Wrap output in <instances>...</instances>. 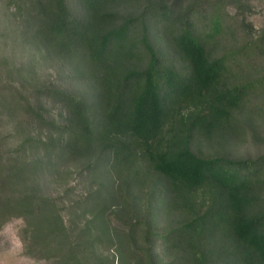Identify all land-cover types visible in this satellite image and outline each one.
Here are the masks:
<instances>
[{"label": "trees", "instance_id": "1", "mask_svg": "<svg viewBox=\"0 0 264 264\" xmlns=\"http://www.w3.org/2000/svg\"><path fill=\"white\" fill-rule=\"evenodd\" d=\"M80 1L82 14L67 0L5 1L47 48L78 57L94 91L44 88L62 121L23 96L28 123L49 134H28L14 159L0 153V218L22 217L28 252L46 264H207L216 231L231 264H264V153H230L241 135L264 140L256 123L264 119V27L226 12L223 0ZM158 22L186 62L175 81L150 40ZM224 34L231 43L223 47ZM0 105L12 110V99ZM200 143L216 150L206 155ZM66 161L80 175H107L67 218L63 194L47 193L38 175L66 177ZM159 210L178 220L164 233ZM184 238L192 247L163 263L156 241Z\"/></svg>", "mask_w": 264, "mask_h": 264}, {"label": "rangeland", "instance_id": "2", "mask_svg": "<svg viewBox=\"0 0 264 264\" xmlns=\"http://www.w3.org/2000/svg\"><path fill=\"white\" fill-rule=\"evenodd\" d=\"M6 0H0V97L12 99V110L9 111L0 105V153L3 158L12 155L14 159L16 149L21 141L28 134H35L46 137L49 131L40 128L38 124L28 123V117L23 111L22 98L26 96L35 103H42L56 121H62L65 114L63 108L54 97L44 94L46 87H55L71 91L73 93H91L94 91L86 72L78 64V57L70 58L68 54L59 49H49L38 38L33 35V28L25 24V20L13 12V8L5 5ZM71 9L82 14L83 6L80 0H67ZM224 10L230 14L239 12L246 16L254 29L264 27V0H223ZM198 22L199 31L204 33L207 26L204 25L203 16ZM162 24L155 23L150 27V40L158 49L161 57L162 67L172 71V81L177 75L183 76L187 70L186 62L171 48L167 33L161 30ZM219 46L230 45V37L227 34L221 35ZM249 65L245 63L247 71L253 72L257 62L250 60ZM79 66V67H78ZM82 69V70H81ZM165 85L169 81L163 78ZM170 84V82H169ZM4 96V97H3ZM257 129L264 137V119H256ZM202 153L213 154L216 148H209L204 143L199 145ZM12 151V154L9 153ZM28 154L37 155L32 149L26 151ZM231 155L235 157H255L264 153V140H252L250 135L239 136L236 145L230 149ZM40 155L43 154L41 150ZM69 165L70 173L62 178H55L47 171L38 174L44 190L52 195L63 194V213L65 218L76 215L75 204L79 195L96 184L100 179L107 177L105 170L98 172L97 176L83 173L78 174L74 169L72 161L64 162ZM96 181V182H95ZM66 187L70 190L64 192ZM149 185L146 186V189ZM64 192V193H62ZM144 203L146 194L143 199ZM161 203V195L158 198ZM77 212L79 210L76 209ZM168 218L159 210L157 216V230L160 233L167 231L171 225H175L177 218ZM22 221V223H21ZM173 221V222H172ZM24 221L22 217L8 215L0 218V264H46V261L28 252L24 242L23 233ZM221 231L207 242V264H231V249L226 248L220 252L224 242ZM188 239L175 240L167 246L163 239L156 241L155 251L159 259L169 262L174 254L187 252ZM199 253V252H196Z\"/></svg>", "mask_w": 264, "mask_h": 264}, {"label": "clouds", "instance_id": "3", "mask_svg": "<svg viewBox=\"0 0 264 264\" xmlns=\"http://www.w3.org/2000/svg\"><path fill=\"white\" fill-rule=\"evenodd\" d=\"M21 223H22V221H21Z\"/></svg>", "mask_w": 264, "mask_h": 264}]
</instances>
